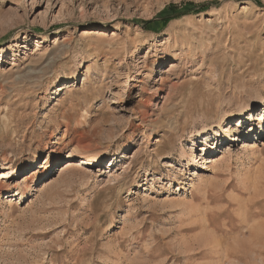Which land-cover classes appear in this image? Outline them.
Wrapping results in <instances>:
<instances>
[{
    "label": "rangeland",
    "instance_id": "obj_1",
    "mask_svg": "<svg viewBox=\"0 0 264 264\" xmlns=\"http://www.w3.org/2000/svg\"><path fill=\"white\" fill-rule=\"evenodd\" d=\"M263 110L264 0H0V264H264Z\"/></svg>",
    "mask_w": 264,
    "mask_h": 264
},
{
    "label": "bare ground",
    "instance_id": "obj_2",
    "mask_svg": "<svg viewBox=\"0 0 264 264\" xmlns=\"http://www.w3.org/2000/svg\"><path fill=\"white\" fill-rule=\"evenodd\" d=\"M81 36L84 37H89L91 36V33L89 32H83L81 34ZM262 114L264 115V110L262 112ZM261 114V115H262ZM145 116V114H144ZM221 119H219L220 122ZM259 120H264V117H261ZM262 126H259V130H261ZM250 130H252V127H250ZM220 137V136H219ZM216 138V137H215ZM206 139L205 138V144H204V150L206 151L207 147L209 146L208 143H206ZM223 141L228 142V143H234L236 142L235 137H232L230 135H223ZM262 145H264V143H262ZM81 145L77 144V148H80ZM259 143H252V142H245L243 143L241 149L242 151H252L254 149L258 148ZM53 148V147H51ZM193 148H195V145L193 144ZM243 151V152H244ZM49 154H54V150L51 149V151H49ZM229 154L225 153L222 154V156L220 158H218L217 156L211 157L210 159H208L206 162V164H208L209 167H211L212 170H215V168L221 163V162H225L227 160H229ZM77 157L73 154V153H68L67 154V158H66V162L64 164H62L61 166H59L57 169H60L59 174L58 175H67L70 173H74L75 171L79 170L80 168H93L96 167V164H100L101 162L99 160H94L92 158L89 157H85V158H81L79 160L76 159ZM48 160L45 161L44 165L42 167H40L41 169H36L34 171H32L31 173H29L27 176L24 177L23 179V185H26L28 180L31 179L32 175L38 174V175H43V176H48V174L50 173L51 169L49 168V164H48ZM98 164V166H99ZM97 166V167H98ZM21 168V167H20ZM2 171H0V197L2 195H6L7 198H15L16 196H21L23 194V190H22V186L21 185H11L12 182H10L11 180L15 179V177L18 174V169H14V168H9V167H2L1 169ZM44 182V186L43 188H45L46 186H48L50 183ZM205 182V181H204ZM209 182V181H208ZM206 183V182H205ZM211 184V183H208ZM15 187L17 188L16 191L11 192L10 188L11 187ZM26 187V186H25Z\"/></svg>",
    "mask_w": 264,
    "mask_h": 264
}]
</instances>
